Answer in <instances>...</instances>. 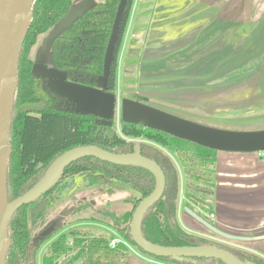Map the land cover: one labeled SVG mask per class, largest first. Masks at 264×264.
Wrapping results in <instances>:
<instances>
[{
    "label": "trees",
    "instance_id": "16d2710c",
    "mask_svg": "<svg viewBox=\"0 0 264 264\" xmlns=\"http://www.w3.org/2000/svg\"><path fill=\"white\" fill-rule=\"evenodd\" d=\"M72 3L73 0H34L31 6L32 19L23 40L16 72L18 87L8 138L11 147L7 163L8 201L12 202L34 187L52 161L71 148L93 145L113 153H131L138 146L140 154L154 160L166 178L161 196L141 221V232L148 241L174 247L214 245L229 251L244 263L264 264V257L257 253L188 231L178 221L180 183L174 160L179 162L184 174V207L214 224L210 214L215 194L217 150L121 119L117 130L115 117L105 123L93 114L67 108L62 102L64 98L49 88L45 77L32 71L30 52L38 36L52 31L69 12ZM118 3L119 0H102L89 5L52 39V64L66 72L73 82L99 87L97 79L103 72L104 54ZM132 4L133 0H127L104 88L113 94L116 93L120 47ZM78 176H82L84 190L80 191L81 194H86L87 189L90 191L91 208L87 201H78L72 196L68 219L61 217L53 221L58 200ZM154 185L151 172L140 166L113 164L92 156L75 160L48 191L14 212L8 224L10 247L5 264H37L39 251L49 241L40 264H128L129 246L118 242L111 247L110 241L118 233L128 245L138 248L131 238L129 223L137 204L153 190ZM93 191L109 196L125 193L122 199H118L125 203V208L120 213L110 209L107 205L112 201L97 208ZM80 221H90L91 225L74 224ZM138 250L147 254L140 248ZM150 256L159 263L168 264H225L210 257L176 260Z\"/></svg>",
    "mask_w": 264,
    "mask_h": 264
},
{
    "label": "crops",
    "instance_id": "0c3cea01",
    "mask_svg": "<svg viewBox=\"0 0 264 264\" xmlns=\"http://www.w3.org/2000/svg\"><path fill=\"white\" fill-rule=\"evenodd\" d=\"M99 1L102 0H73L70 11L55 28L38 36L30 52L32 60L38 65L46 61L50 63L49 40L83 9ZM190 2L194 3L196 11L193 12L208 18L199 23V28L196 25L194 29V21L188 22L189 13L193 14ZM238 21L244 22V28L251 27L244 42L256 43L257 40L262 49L264 0H133L117 62L116 97L119 82L126 76L123 67L128 48L133 51L135 75L137 82L140 81L137 85L144 92L140 93L142 96L149 98L153 94L168 92L182 94L184 90L196 89L198 85L213 80L206 74L212 73L214 64L220 66L221 49L227 50L226 54L232 50L230 45L236 40L233 30H237ZM225 35L228 40L222 46V36ZM179 183L177 217L180 225L188 231L211 233L185 211L184 178L182 186L181 181ZM214 192L213 225L244 239L227 240L211 234L264 257V154L218 151ZM129 250L128 264H168L157 262L132 245Z\"/></svg>",
    "mask_w": 264,
    "mask_h": 264
},
{
    "label": "water",
    "instance_id": "95a60500",
    "mask_svg": "<svg viewBox=\"0 0 264 264\" xmlns=\"http://www.w3.org/2000/svg\"><path fill=\"white\" fill-rule=\"evenodd\" d=\"M33 1L0 0V264H5L10 247L7 230L14 212L21 205L32 202L48 191L62 176L63 170L70 163L85 156H92L113 164L140 166L147 169L153 175L155 179L154 188L139 201L129 223L130 235L134 244L145 253L176 260L187 257H210L219 259L225 264H250L242 262L229 251L214 245L161 246L148 241L143 236L141 232L142 218L146 211L161 196L166 178L162 169L154 160L140 154L138 146L131 153H113L93 145L71 148L52 161L42 179L34 187L12 202L8 201L7 163L11 155L8 138L12 121L13 100L18 87L16 72L23 40L32 19L31 6ZM126 4L127 0H119L104 54L103 72L97 79L99 87L67 81L64 71L53 67L48 68L44 64L38 65L34 63L32 66L33 72L48 78V84L52 91L60 97L71 101L73 105H76L74 111L93 114L105 123H109V120L115 117L116 112V94L110 93L104 88L114 57L119 25ZM54 37L55 35L49 40V47ZM120 119L126 123L159 130L217 151L241 153L264 151V129L227 130L206 126L145 103L139 97L121 99ZM173 176L174 173L171 174V179ZM184 209L211 233L227 240L236 241L244 239L220 230L189 208L184 207Z\"/></svg>",
    "mask_w": 264,
    "mask_h": 264
},
{
    "label": "rangeland",
    "instance_id": "374dc122",
    "mask_svg": "<svg viewBox=\"0 0 264 264\" xmlns=\"http://www.w3.org/2000/svg\"><path fill=\"white\" fill-rule=\"evenodd\" d=\"M189 7L191 10L190 12L196 11L193 2L189 3ZM197 14V12H193V14L189 13L188 16V22L194 21L195 23L193 26L194 29L197 28L196 25L198 28L200 27L199 23L202 20L208 19L207 16L201 17ZM239 22L240 21L237 23ZM242 24H244V22H240L237 25V30H233L235 32L236 40L234 41V44L230 45L232 46V50H229V54H226L227 50L223 51L221 49L219 53V60L222 61L220 66L219 64H214L212 73L209 75L206 74L213 80L208 81L203 85H198V88L196 89L184 90L182 94L178 92H168V94H153L149 98L142 96L140 93L144 92L139 89L137 83L139 84L140 81L137 82L135 75V64H133L132 56L133 51L128 48V56L124 58L126 65L124 64L123 67L126 76H124L123 80L119 82L121 84L117 91L115 128L119 130L121 99H134L135 97H139L141 99L144 98L141 101L145 103L153 102L152 106L206 126L227 130L264 129V56H262L264 53V47L262 49L261 47L259 48L258 45L260 44H258L259 42H257V40L255 41L256 43L244 42L246 41V36H248L251 27L244 28ZM193 27H189V29H192ZM194 29H192L193 33L195 32ZM226 37L227 35L222 36V46L226 40H228ZM256 37H258L257 39H260L259 35ZM256 37L254 39H256ZM186 93H188V95ZM173 95L177 96L174 97ZM259 153L264 154V151H260ZM174 164L177 166V172L179 170L181 179L179 175L178 177L182 186L184 178L182 167L177 160H174ZM81 179L82 177L78 176L75 183L69 189L64 190L63 195L57 202L55 215L58 211H65V214L68 213L66 210H69L72 206V201L70 200L72 196L77 198L78 201L83 199L81 196L84 193L81 194L80 192L84 190L82 189L83 183ZM89 192L90 191L87 189V196ZM93 195L94 205L97 206V208L106 206L105 204L109 201L112 202H109L107 207L114 209L119 213L125 208V203L118 200L122 199L125 196V193H118L114 196H109L102 193L98 194L93 191ZM113 199L115 200L113 201ZM203 232H205L204 236H207L214 241L244 248L224 241L207 231L203 230ZM118 235L119 234L117 233V236ZM48 243L41 248L37 255V264H40L42 252ZM136 249L138 250V248Z\"/></svg>",
    "mask_w": 264,
    "mask_h": 264
},
{
    "label": "flooded vegetation",
    "instance_id": "af4514ba",
    "mask_svg": "<svg viewBox=\"0 0 264 264\" xmlns=\"http://www.w3.org/2000/svg\"><path fill=\"white\" fill-rule=\"evenodd\" d=\"M50 55H51V53H50ZM30 58H31V56H30ZM32 59V58H31ZM33 61V64L35 63L34 62V60H32ZM44 65H46L47 67H53V68H55L54 66H53V64H52V60H51V62L50 63H48L47 61L46 62H44L43 63ZM51 64V65H50ZM58 70V69H57ZM60 71H62V70H60ZM66 73V72H65ZM45 79H46V83H47V85L49 86V84H48V78L47 77H45ZM66 80L67 81H72L71 79H69L68 78V75L66 74ZM73 82V81H72ZM49 88H50V86H49ZM63 105H65L67 108L69 107V108H71V109H73L74 110V108L76 107V105H73L72 104V102L71 101H69V100H66V99H64L63 101ZM80 177H82V176H80ZM81 198H83L82 200H84V201H87L86 202V204H89V208H91V206H92V199H91V196L89 195V198H88V196H87V194H83L82 196H81ZM71 209H72V206L70 207V209L69 210H66L68 213H64L65 211H63V212H61V211H58L57 213H56V215H55V212L53 213V216H52V220L54 221L55 219H57V218H61V217H68L69 216V214H70V212H71ZM55 215V216H54ZM68 219V218H67ZM75 225H91V222L90 221H80V222H77V223H74ZM57 236H55L54 238H56ZM47 247V246H46ZM40 252V251H39ZM39 254V253H38Z\"/></svg>",
    "mask_w": 264,
    "mask_h": 264
},
{
    "label": "built area",
    "instance_id": "2783aa9c",
    "mask_svg": "<svg viewBox=\"0 0 264 264\" xmlns=\"http://www.w3.org/2000/svg\"><path fill=\"white\" fill-rule=\"evenodd\" d=\"M210 217L213 218L214 215L210 214ZM118 242H122L123 244L129 246L121 237H114L111 241H110V246L114 247L116 243Z\"/></svg>",
    "mask_w": 264,
    "mask_h": 264
},
{
    "label": "bare ground",
    "instance_id": "6f19581e",
    "mask_svg": "<svg viewBox=\"0 0 264 264\" xmlns=\"http://www.w3.org/2000/svg\"><path fill=\"white\" fill-rule=\"evenodd\" d=\"M46 46H48L47 44H45Z\"/></svg>",
    "mask_w": 264,
    "mask_h": 264
}]
</instances>
